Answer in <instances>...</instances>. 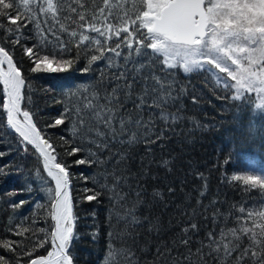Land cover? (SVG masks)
I'll return each instance as SVG.
<instances>
[{
    "label": "trees",
    "instance_id": "obj_1",
    "mask_svg": "<svg viewBox=\"0 0 264 264\" xmlns=\"http://www.w3.org/2000/svg\"><path fill=\"white\" fill-rule=\"evenodd\" d=\"M71 2L66 0V3ZM86 3L93 11L95 5L103 6L102 0H94V5L93 0H86ZM111 3L121 4L122 10L129 12L133 18L141 8L140 0H111ZM65 15L66 12L61 14L59 23H56L50 14L39 13L41 31H36L34 24L28 23L21 29L18 43H14L16 35L5 39L7 33L0 30V46L9 50L22 74L29 77L31 103L28 110L35 113L33 120L38 121L37 127L56 147L57 161L62 160L70 166V191L78 216L74 229L78 239L74 240L71 247L75 264H104L112 204L109 199L111 193L100 185H112L113 177L107 173L114 170L117 175H121L120 170H124L123 175L128 177L127 186L122 181L119 189L128 194V206L137 198V191H142L144 203L136 210L141 223L129 226L128 234L113 242L114 260L109 264H221L222 257L208 254L207 247L197 253L201 241L208 243L209 232L217 237L221 229L227 231L237 227L255 228L258 232L259 226L264 223V218L258 216L259 212H264V188L251 187L244 185L243 181L231 179L234 175L264 173V110L255 107L259 103V94L246 92L240 99H233L236 96L235 89L223 86L226 73L218 70L208 72L197 69L184 73L178 67L169 72L167 66H163L165 71L160 72L162 57L153 55L150 49L136 53L135 49L142 46L135 39L132 49L122 45L116 50L120 56L110 51L104 52L105 57L111 58V65L108 59H101L93 62L92 70L85 73L83 69L87 60L93 54H100L98 46L94 43L90 45L87 41L78 46V37H71L70 31L75 28L78 32L97 34L88 32L87 28L81 29L78 24L66 20ZM0 22L5 28L10 26L7 20ZM60 24L66 25L69 31H62ZM128 27L132 31L135 26L129 24ZM124 35H113L106 42L104 37L98 38L104 47L112 48ZM41 40L45 47L39 55L59 52L62 47H68L71 53L64 59L75 58L77 52L81 58L67 72L31 73L29 70L34 63L25 49ZM140 65L144 66L140 76L155 72L173 84V95L178 96L174 104L166 107L170 113L179 109L181 118L175 124L167 125L171 130L164 133V139L155 144L138 142L132 146L113 143L110 150L99 151L90 142L93 134H86L83 128L73 134L70 120L65 119L63 125L53 126L56 119L63 118L65 107L76 99L70 93L75 91L80 94L82 86H90V90L101 86L102 72V87L111 91L116 83L111 79L112 76L119 75L125 69L131 76L133 69ZM208 67L205 65V69ZM227 79L229 83H234L230 78ZM142 84L143 81L138 80L137 92ZM2 102L3 96L0 94V105ZM24 103L21 102L22 108ZM126 108L132 109L133 104L129 102ZM155 114L159 115L158 112ZM144 118H148L147 110ZM6 119V112L0 107V152L8 153L0 157V257H4L8 264H26L38 256H46L51 250L49 244L42 248L37 244L45 239L46 234H50V225H54V221L48 215V207L37 211L36 206L50 201L51 196L46 189H54L55 182L47 177L38 154L34 155L31 151L25 154L18 150V134L5 127ZM164 127L166 125L157 119L156 134ZM124 138L127 139V136ZM149 139H155V135ZM73 147L82 150L68 155ZM89 149L106 163L95 162V157L89 155ZM125 151L128 157L119 165L116 164L118 156L108 159L110 152ZM81 159L85 163L77 164L76 161ZM163 160L170 162L168 167L161 166ZM85 189L89 191L85 192ZM97 192L100 195L96 200L85 199L86 195ZM156 192L160 195L156 196ZM20 201L27 203L14 208ZM241 208L244 209L243 213L240 212ZM249 212L252 213L251 217ZM111 223L116 225L117 232L124 231V223L117 224L115 219ZM191 224H196L197 229L192 230ZM41 228H45L46 233H40ZM184 228H189L187 234L183 233ZM23 229L27 231L18 235ZM93 233H98L95 239ZM231 238L229 235L228 239ZM182 239H189L190 243L185 246L180 243ZM4 242L11 243L15 251L4 248ZM242 243L246 246L247 239ZM169 248L172 249L170 252ZM158 249L164 255H158ZM125 250L134 255L126 256ZM190 253L191 259H185ZM236 255L233 253V260Z\"/></svg>",
    "mask_w": 264,
    "mask_h": 264
},
{
    "label": "snow or ice",
    "instance_id": "obj_2",
    "mask_svg": "<svg viewBox=\"0 0 264 264\" xmlns=\"http://www.w3.org/2000/svg\"><path fill=\"white\" fill-rule=\"evenodd\" d=\"M141 8L135 13L134 18L127 11L122 10V5H113L111 0H102V5H95V10L86 3V0H0V20H7L9 27L5 28L0 22V30H4L7 35L5 39L16 35L14 43H18L21 29L28 23H33L36 31H41L38 23V14L51 15L52 19L59 23L58 17L66 12L64 18L78 24L81 29L87 28L88 32L97 35H89L85 31H77L73 28L70 31L71 37H78V46L87 41L89 44L98 46L99 55H91L83 72L92 70V64L101 59H108L111 65V58L104 56L105 51L121 54L116 50L122 45L128 49L133 48V40L142 47L135 49L136 53L150 49L153 55L162 57L160 61L162 67L160 72H164L163 66H167L169 72L182 68L184 73H191L201 69L208 72L218 70L226 73L223 78V86L235 89L236 96L233 99H240L246 92L259 94V103L256 108L264 110V0H140ZM94 5V0H93ZM79 9V10H78ZM98 13V15H97ZM75 17V18H74ZM100 26H97V24ZM134 25L132 31L128 25ZM62 31H69V28L60 24ZM143 30H146L143 31ZM125 33L115 47L106 48L105 42L112 36L120 37ZM147 41V42H146ZM44 41H40L33 47L25 49L27 56L33 60L34 66L29 70L31 73H63L71 70L79 61L80 53L77 52L75 58L64 59L71 53L68 47H62L59 52L51 51L46 55H39L44 50ZM36 49V51H34ZM127 62V57H125ZM55 65V66H54ZM205 65L209 67L205 69ZM144 66L140 65L130 73L127 69L120 71L119 75L112 76L116 81L115 85L108 91L103 88L104 73H101V82L98 87L82 86V92L70 93L76 97L71 105L65 107L60 119L55 120L53 126L63 125L65 119L70 120L73 125V134L83 128L86 134H93L90 142L95 144L99 151L111 149L113 143L120 145H135L138 142L145 144H155L158 140L164 139V133L169 131L167 125L175 124L181 117L179 109L175 113L167 110V105L174 104L178 96L173 95L175 89L171 82L157 75L155 72L147 76H140ZM234 83H229L228 79ZM142 80L143 84L137 92L136 83ZM220 78H218V82ZM0 94L3 102L0 107L6 112V128L14 130L17 137L18 150L23 153L33 152L42 158L43 170L47 177L55 182L54 189L49 187L46 191L51 199L45 204H37L39 211L48 207V215L54 221L50 234L45 235V239L37 244L44 247L49 244L51 250L46 256H39L31 260V264H75V257L72 255L71 247L78 235L74 231L78 216L74 211L73 196L70 191L71 173L69 165L62 160L57 161L56 147L45 138L42 130L37 127L33 116L35 113L28 110L31 103L30 79L21 72V68L14 62L13 55L6 47L0 46ZM24 101L22 108L21 102ZM131 102L132 109H127L126 105ZM148 111V118H144V112ZM158 112L157 116L155 113ZM159 119L166 127L161 128L156 134V120ZM135 129V130H134ZM143 129L141 133L140 130ZM155 135V139H149ZM127 136V139L124 137ZM82 148L73 147L68 155H72ZM89 155L95 157V162L106 163L100 160L95 152L90 149ZM0 152V157L7 155ZM118 156L116 164L119 165L128 157L125 152H110L108 159ZM83 164V159L76 161ZM170 162L163 160L162 167H168ZM121 175H117L114 170L107 175L113 177V183L100 185L102 189H107L111 193L109 199L112 208L109 211L108 251L104 258V264H109L114 260V244L117 239H123L128 234V227L141 223L136 215L138 207L144 203L141 199L142 191L136 192V199L129 201L127 193H122L119 189L121 182L127 186L128 177L123 175L124 170H120ZM233 181H243L244 185L264 188V173L234 175ZM89 191L85 189V192ZM171 191V189H169ZM31 192V189H29ZM100 193L86 195L87 201L97 199ZM156 196L160 193L156 192ZM203 195V193H201ZM26 201H20L14 205L19 208ZM243 213L244 209L241 208ZM248 215L251 217L252 213ZM258 216L264 218V212H259ZM115 219L117 224L124 223L123 232L116 231V225L111 221ZM151 223V222H150ZM192 230L197 229L196 224H191ZM27 229L19 231L22 235ZM45 228L39 229L40 233H46ZM183 233L187 234L189 228H184ZM50 235V239L48 238ZM98 233H93L95 239ZM231 239H228V236ZM247 239L245 246L242 241ZM208 243L201 241V247L197 253H201L204 247L209 249L208 254H215L222 257L221 264H264V223L259 226L257 232L255 228L237 227L225 231L221 229L217 237L213 232L207 234ZM181 244L187 246L189 239H182ZM3 247L9 251H15L12 244L4 242ZM172 249L169 248L170 252ZM35 251V248H33ZM158 255H164L159 249ZM233 253H237L234 260ZM31 255V253H26ZM126 256L134 255L131 251L125 250ZM185 259H191V253ZM0 264H8L4 257H0ZM134 264V262H130Z\"/></svg>",
    "mask_w": 264,
    "mask_h": 264
},
{
    "label": "water",
    "instance_id": "obj_3",
    "mask_svg": "<svg viewBox=\"0 0 264 264\" xmlns=\"http://www.w3.org/2000/svg\"><path fill=\"white\" fill-rule=\"evenodd\" d=\"M30 262L26 263V264H29Z\"/></svg>",
    "mask_w": 264,
    "mask_h": 264
},
{
    "label": "bare ground",
    "instance_id": "obj_4",
    "mask_svg": "<svg viewBox=\"0 0 264 264\" xmlns=\"http://www.w3.org/2000/svg\"><path fill=\"white\" fill-rule=\"evenodd\" d=\"M35 259H36V258H35ZM29 264H31V262H30Z\"/></svg>",
    "mask_w": 264,
    "mask_h": 264
},
{
    "label": "rangeland",
    "instance_id": "obj_5",
    "mask_svg": "<svg viewBox=\"0 0 264 264\" xmlns=\"http://www.w3.org/2000/svg\"><path fill=\"white\" fill-rule=\"evenodd\" d=\"M39 257V256H38ZM31 262V261H30Z\"/></svg>",
    "mask_w": 264,
    "mask_h": 264
}]
</instances>
